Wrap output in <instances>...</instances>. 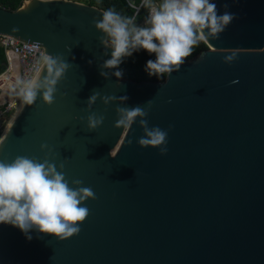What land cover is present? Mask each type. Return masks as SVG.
Wrapping results in <instances>:
<instances>
[{
    "label": "water",
    "instance_id": "95a60500",
    "mask_svg": "<svg viewBox=\"0 0 264 264\" xmlns=\"http://www.w3.org/2000/svg\"><path fill=\"white\" fill-rule=\"evenodd\" d=\"M214 2L236 18L162 81L117 78L118 68L100 74L112 52L93 24L100 7L79 0L0 6V34L39 42L47 57L70 65L52 105L41 94L32 105L22 99L0 136V160L42 161L51 149L48 158L64 163L70 186L80 179L96 195L84 202L89 215L79 234L65 240L36 229L28 240L0 224V264H264V0ZM232 53L236 60L225 63ZM53 78L45 58L32 82ZM94 92L117 99L105 105L98 97L89 109ZM149 100V127L168 130L165 155L137 144L139 118L130 130L114 127L117 107ZM93 112L105 119L88 131Z\"/></svg>",
    "mask_w": 264,
    "mask_h": 264
},
{
    "label": "clouds",
    "instance_id": "9594fccd",
    "mask_svg": "<svg viewBox=\"0 0 264 264\" xmlns=\"http://www.w3.org/2000/svg\"><path fill=\"white\" fill-rule=\"evenodd\" d=\"M40 2L47 3V0ZM227 7L225 4L224 8ZM149 8L143 26L112 9L104 11L101 19L93 20L95 28L103 34L98 37L100 43L106 49H112L111 58L100 65L102 76L108 77L103 69L118 68L124 57L143 49L155 54V60L146 63L148 74L161 78L167 73L169 77L180 70L187 57L192 55L194 47L209 38L218 39L236 18L228 11L220 13L214 0H160L158 7L149 3ZM236 58L237 54L232 53L225 57L224 62L231 64ZM46 60L49 72L54 71L55 78L48 81L47 86L27 83L21 93L26 105L34 104L38 94L49 106L55 102L56 85L70 65L59 55L46 57ZM113 75L120 78L123 73L116 71ZM98 97L105 105L117 99L114 96L100 97L98 92H94L86 102L89 109ZM119 100L126 102L128 97L120 96ZM146 105L144 108L139 105L117 107L118 119L114 127L130 130L139 118L143 135L137 144L141 148H159L160 154L165 155L168 151V130L159 126L149 127L147 116L152 101L149 100ZM86 119L87 130L95 131L105 118L93 112ZM171 127L169 125V130ZM128 143L131 145L132 141ZM45 149L48 145L42 144L41 150ZM50 153L51 149H48ZM48 154L42 161L28 156H17L11 161L0 160V224L19 228L28 240L32 239L29 235L32 229L59 240L78 235L81 230L79 224L89 215L84 202L96 199L91 187L82 186V180L73 179V186H70L63 171L64 163L57 165L51 162Z\"/></svg>",
    "mask_w": 264,
    "mask_h": 264
},
{
    "label": "built area",
    "instance_id": "2783aa9c",
    "mask_svg": "<svg viewBox=\"0 0 264 264\" xmlns=\"http://www.w3.org/2000/svg\"><path fill=\"white\" fill-rule=\"evenodd\" d=\"M137 13L144 0L136 4L126 0ZM157 6L158 3H152ZM2 6V5H0ZM158 7V6H157ZM150 8L148 10L149 15ZM0 46L4 48L5 68L0 71V136L9 120L21 104L22 90L32 82L47 54L39 42H23L12 36L0 34Z\"/></svg>",
    "mask_w": 264,
    "mask_h": 264
},
{
    "label": "trees",
    "instance_id": "16d2710c",
    "mask_svg": "<svg viewBox=\"0 0 264 264\" xmlns=\"http://www.w3.org/2000/svg\"><path fill=\"white\" fill-rule=\"evenodd\" d=\"M23 0H0V5H3L7 8L18 7ZM89 4H93L97 7L102 8L103 10L112 9L118 12L121 16L132 18L136 23L140 21H145L148 17L149 3L157 2L158 5L160 0H144L140 10L135 13V8L131 7L126 0H79ZM136 4L140 3L141 0H134ZM157 5V6H158ZM206 50V46L203 42L193 49L191 58L200 51ZM148 60H155V54H149L147 51L140 49L139 51L133 52L131 56L124 57L120 63L118 69L123 73L122 77L129 78L134 81H162L165 79L166 74H163L161 78H158L155 75H149L146 71V63ZM5 68V54L4 48L0 46V71Z\"/></svg>",
    "mask_w": 264,
    "mask_h": 264
},
{
    "label": "rangeland",
    "instance_id": "374dc122",
    "mask_svg": "<svg viewBox=\"0 0 264 264\" xmlns=\"http://www.w3.org/2000/svg\"><path fill=\"white\" fill-rule=\"evenodd\" d=\"M137 25H139V26H143V25H144V21H143V20L140 21L139 23H137Z\"/></svg>",
    "mask_w": 264,
    "mask_h": 264
},
{
    "label": "bare ground",
    "instance_id": "6f19581e",
    "mask_svg": "<svg viewBox=\"0 0 264 264\" xmlns=\"http://www.w3.org/2000/svg\"><path fill=\"white\" fill-rule=\"evenodd\" d=\"M22 99H23V98H22ZM21 101H22V100H21ZM13 115H14V114H13ZM12 117H14V116H12ZM12 117H11V119H12ZM11 119H10V120H11ZM10 120H9V121H10Z\"/></svg>",
    "mask_w": 264,
    "mask_h": 264
}]
</instances>
